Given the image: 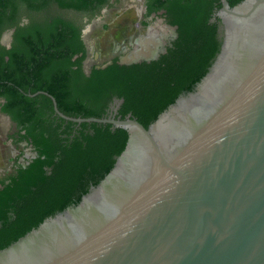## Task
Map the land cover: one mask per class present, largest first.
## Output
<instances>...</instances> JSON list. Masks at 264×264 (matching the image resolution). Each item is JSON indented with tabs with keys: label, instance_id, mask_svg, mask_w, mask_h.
Returning <instances> with one entry per match:
<instances>
[{
	"label": "water",
	"instance_id": "1",
	"mask_svg": "<svg viewBox=\"0 0 264 264\" xmlns=\"http://www.w3.org/2000/svg\"><path fill=\"white\" fill-rule=\"evenodd\" d=\"M221 3L208 73L148 127L132 113L59 112L125 129L126 147L78 204L1 249L0 264H264V0Z\"/></svg>",
	"mask_w": 264,
	"mask_h": 264
},
{
	"label": "trees",
	"instance_id": "2",
	"mask_svg": "<svg viewBox=\"0 0 264 264\" xmlns=\"http://www.w3.org/2000/svg\"><path fill=\"white\" fill-rule=\"evenodd\" d=\"M105 1L0 0V38L6 28L17 27L10 48L0 43V107L16 124L17 132L10 135L15 146L20 148L23 138L38 154L0 178V250L78 204L111 171L127 144L128 132L111 123L52 117L49 95L75 118L102 117V104L117 95L124 99L123 117L132 113L148 127L181 94L194 89L220 52L224 26L220 18H211L221 0H147L146 16H163L177 27L172 45L157 59L132 64L114 59L89 74L83 70L84 56L75 58L85 52L81 28L67 15L18 26L19 14L39 13L51 3L63 11L88 13ZM228 1L234 6L242 0ZM0 145L5 157L0 164L6 167L10 149L4 140Z\"/></svg>",
	"mask_w": 264,
	"mask_h": 264
},
{
	"label": "flooded vegetation",
	"instance_id": "3",
	"mask_svg": "<svg viewBox=\"0 0 264 264\" xmlns=\"http://www.w3.org/2000/svg\"><path fill=\"white\" fill-rule=\"evenodd\" d=\"M146 3L147 0H106L103 5L97 4L88 13L77 10L63 11L56 4L51 3L47 9L39 11V13L37 11L22 12L17 18L19 22L17 24L18 26H24L31 23V21L37 23V21H43L48 15H67L68 19L81 28V38L85 45V52L76 55L75 58L84 56L82 61L83 70L89 74L93 68H104L111 64L114 59L122 64H125L124 61L129 60L137 63L140 60L157 59L168 46L172 45L177 37V27L167 23L163 16L155 14L146 16ZM218 10H215L211 22L219 18L217 16ZM16 29L17 27L13 26L3 31L0 38L1 45L6 46V48L11 47ZM135 49L142 50L141 57L136 58ZM3 102L4 99H0V104ZM123 102L122 97L112 95L102 104L103 116L101 118L123 119L127 117L130 113L125 117L121 113ZM59 112L63 114L59 107L56 111L54 106V112L51 116L64 118ZM58 121L60 122V120ZM77 128L79 127L75 126L74 133L77 132ZM0 132V140H4L5 145L10 149L9 159L4 161L6 167H4L5 165L0 166L1 178L18 168L19 164L26 166L38 154L27 140L20 139L19 134L17 139H20V148L15 146L10 135L17 132L16 124L12 121L10 115L1 111V107ZM23 133L25 131L21 132V134ZM31 153L37 154V156ZM4 159L5 157H3Z\"/></svg>",
	"mask_w": 264,
	"mask_h": 264
},
{
	"label": "rangeland",
	"instance_id": "4",
	"mask_svg": "<svg viewBox=\"0 0 264 264\" xmlns=\"http://www.w3.org/2000/svg\"><path fill=\"white\" fill-rule=\"evenodd\" d=\"M0 135H1V132H0ZM0 139H1V137H0ZM0 148H2V149H0V162H1L3 160V156H2L3 147H0ZM0 166H2V165L0 164Z\"/></svg>",
	"mask_w": 264,
	"mask_h": 264
}]
</instances>
